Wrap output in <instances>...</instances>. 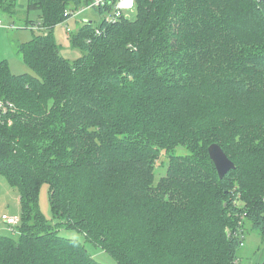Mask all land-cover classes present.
Segmentation results:
<instances>
[{"label":"trees","instance_id":"trees-1","mask_svg":"<svg viewBox=\"0 0 264 264\" xmlns=\"http://www.w3.org/2000/svg\"><path fill=\"white\" fill-rule=\"evenodd\" d=\"M90 1L28 0L43 32L17 47L35 73L0 62L13 106L0 109V174L22 220L17 239L0 234V264H103L63 227L118 264H239L245 220L264 232V1L135 0L136 17L108 22V0L70 36L85 51L70 60L53 28ZM213 143L236 165L223 178Z\"/></svg>","mask_w":264,"mask_h":264},{"label":"rangeland","instance_id":"rangeland-1","mask_svg":"<svg viewBox=\"0 0 264 264\" xmlns=\"http://www.w3.org/2000/svg\"><path fill=\"white\" fill-rule=\"evenodd\" d=\"M129 17H136V10H128L126 12ZM42 11L40 9H29L28 0H17V6L14 13L0 11V20L4 23L0 25V62L7 60L13 73H32L34 70L25 62L22 54L18 50V45L21 42H27L33 38L34 33L43 32L42 29L34 26L38 21H42ZM85 20H93L95 25L100 21V14L96 8H80L73 11V15L69 17L66 22H61L53 28L54 37L59 45L61 54L70 60H75L82 56L85 51L81 48L75 47L70 41V36L77 33ZM14 24L15 27H8L6 25ZM67 26L70 31L67 30ZM175 154H185L187 149L185 147H177ZM167 154L164 150L158 159L156 165L155 183L161 176L166 175L168 162ZM39 204L42 213L52 222H56L54 217L51 201H50V187L48 183H43L40 188ZM14 215L19 216L17 224L7 223L2 216ZM21 204L20 192L17 187L11 185L6 176L0 174V234L13 236L18 238L20 234L21 220ZM60 234L70 238L79 239L83 242L91 255L103 264H118L116 258L103 248L95 245L92 242L86 241L85 235L77 229L63 227ZM243 244L238 251L239 264H259L264 259V232H260L252 228V222L245 220L243 226Z\"/></svg>","mask_w":264,"mask_h":264},{"label":"built area","instance_id":"built-area-1","mask_svg":"<svg viewBox=\"0 0 264 264\" xmlns=\"http://www.w3.org/2000/svg\"><path fill=\"white\" fill-rule=\"evenodd\" d=\"M108 0H91L88 5L84 6L86 8H96V7H101V6H106ZM135 7V0H118L115 8L112 12H107L103 18L106 21H116L123 15H127L126 12L128 10H132ZM83 8V7H82ZM73 15V11H66L65 16L71 17ZM68 19H66L64 22H66ZM4 23L2 20H0V25H3ZM8 27L14 28V24H8L6 25ZM67 30L70 31V28L67 26ZM13 107L10 102L4 103L2 100H0V109L3 111H6L8 107ZM2 218L9 224H17L18 220L20 219L19 216H14V215H3Z\"/></svg>","mask_w":264,"mask_h":264},{"label":"water","instance_id":"water-1","mask_svg":"<svg viewBox=\"0 0 264 264\" xmlns=\"http://www.w3.org/2000/svg\"><path fill=\"white\" fill-rule=\"evenodd\" d=\"M209 153L221 178H223L232 168L236 167L235 163L228 157L219 144H211L209 146ZM259 264H264V259Z\"/></svg>","mask_w":264,"mask_h":264},{"label":"crops","instance_id":"crops-1","mask_svg":"<svg viewBox=\"0 0 264 264\" xmlns=\"http://www.w3.org/2000/svg\"><path fill=\"white\" fill-rule=\"evenodd\" d=\"M33 25H35V23H34ZM0 34H1V33H0Z\"/></svg>","mask_w":264,"mask_h":264}]
</instances>
